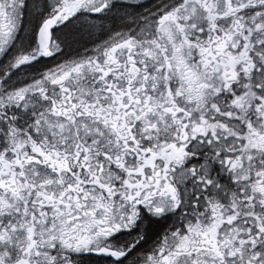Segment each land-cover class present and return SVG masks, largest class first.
<instances>
[{
	"label": "snow or ice",
	"instance_id": "6c2138e0",
	"mask_svg": "<svg viewBox=\"0 0 264 264\" xmlns=\"http://www.w3.org/2000/svg\"><path fill=\"white\" fill-rule=\"evenodd\" d=\"M0 264H264V0H0Z\"/></svg>",
	"mask_w": 264,
	"mask_h": 264
}]
</instances>
